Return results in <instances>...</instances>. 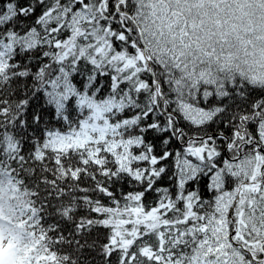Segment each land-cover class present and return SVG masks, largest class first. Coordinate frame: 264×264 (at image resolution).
Masks as SVG:
<instances>
[{
	"label": "snow or ice",
	"instance_id": "obj_1",
	"mask_svg": "<svg viewBox=\"0 0 264 264\" xmlns=\"http://www.w3.org/2000/svg\"><path fill=\"white\" fill-rule=\"evenodd\" d=\"M0 264H264V0H0Z\"/></svg>",
	"mask_w": 264,
	"mask_h": 264
}]
</instances>
